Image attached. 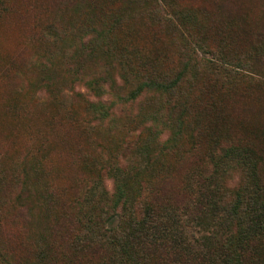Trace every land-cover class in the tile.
<instances>
[{
    "label": "rangeland",
    "instance_id": "374dc122",
    "mask_svg": "<svg viewBox=\"0 0 264 264\" xmlns=\"http://www.w3.org/2000/svg\"><path fill=\"white\" fill-rule=\"evenodd\" d=\"M110 9L133 33L134 46L144 47L152 57L154 48L169 52L172 60L168 64L175 61V72L185 76L181 94L192 102L207 100L198 98L197 84L212 57L201 53L218 55L221 51L235 59L229 61L234 73L224 78L231 92L220 108L211 109L205 123L217 128L218 137L200 136L194 144L205 150L217 143L216 154L221 156L220 150L239 143L253 150L264 164V0H0V264L19 257L32 262L39 240L49 242L53 215L38 203L42 193L60 194L58 207L53 206L59 210L62 203L82 194L86 182L96 176L110 193L115 188L113 174L103 176L99 160L117 152L113 139L120 141L129 124L120 115L111 137L106 126L85 132L83 122L91 119L85 102L76 97L61 102L63 94L57 95L73 84L76 94L94 99L84 85L89 78L83 80L74 70L69 72L62 53L81 46L79 32L101 30L99 25L109 17ZM158 13L179 17L182 35L190 34L188 41L163 30L156 22ZM52 21L60 28L56 43L53 34L44 31ZM156 33L161 35L158 42L154 41ZM193 50L200 52V58L191 57ZM96 59H88L90 76L96 70ZM111 72L121 84L113 65ZM110 85L113 88L109 84L108 91ZM142 95L132 104L133 115L139 118L129 127L144 133L152 143L150 158H158L165 166V170L155 167L144 175L155 179L167 172L172 178L167 190L180 194L191 166L177 165L175 148L183 151L192 143L190 133L197 128L196 121L176 114L178 109H172L165 95L154 91ZM218 113L223 120H216ZM120 163L126 166V161ZM241 176L232 164L228 185L236 189ZM43 246L39 243V248ZM250 250L245 263L264 264V238L251 241Z\"/></svg>",
    "mask_w": 264,
    "mask_h": 264
},
{
    "label": "trees",
    "instance_id": "16d2710c",
    "mask_svg": "<svg viewBox=\"0 0 264 264\" xmlns=\"http://www.w3.org/2000/svg\"><path fill=\"white\" fill-rule=\"evenodd\" d=\"M108 16L99 25L101 30L78 33L82 35L77 36L80 47L62 53L69 72L74 70L83 80L89 78L84 85L89 86L94 99H88L85 93L76 94L73 84L67 90L69 95H57L63 94L61 102L81 98L91 117L83 122V130L95 132L106 126L110 137L118 116L129 126L137 122L139 116L133 115L131 107L143 93L154 91L167 96L172 109H178L175 113L193 117L199 129H192L193 140L187 149L175 148L174 153L177 165L191 166V170L182 181L180 194L167 190L172 179L167 172L148 178L144 175L147 170H165V166L158 158H150L152 143L144 133L126 125L123 138L113 139L117 152H109L106 160H99L103 176L113 174V192L107 191L103 179L96 176L86 182L82 194L62 203L59 210L53 206L58 207L61 195L42 193L38 203L53 215L49 242L39 240L44 246L39 248L38 243L32 262L19 257L8 264H246L245 256L252 252L251 241L264 238V164L253 150L239 143L220 150L221 156L216 154L217 143L209 144L205 150L194 144L200 136L218 137L217 128L205 123L211 109L215 105L220 108L223 98L231 92L224 78L232 76L229 67L233 64L229 61L235 59L221 51L218 55L201 53L212 57L197 84L198 98L205 96L207 100L192 102L181 94L185 76L175 72V61L168 64L172 60L169 52L154 48L153 57L148 55L144 47L133 45L134 35L119 22L122 20L117 12L110 9ZM156 22L181 39L190 38V34L182 35L183 24L176 15L166 18L158 13ZM44 31L53 34L55 43L59 40L56 22L46 25ZM154 37L158 42L161 35L156 33ZM192 53L191 57L200 58L198 50ZM88 59H96L93 76L87 73ZM112 65L119 72L121 84L111 72ZM109 84L113 88L110 85L108 91ZM218 114L216 120H223V114ZM120 160L126 161V166ZM232 164L242 174L236 189L227 181ZM23 208L28 212L27 204ZM27 217L32 219L29 213Z\"/></svg>",
    "mask_w": 264,
    "mask_h": 264
}]
</instances>
